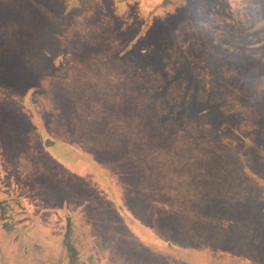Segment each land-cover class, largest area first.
Segmentation results:
<instances>
[{"label": "rangeland", "instance_id": "rangeland-1", "mask_svg": "<svg viewBox=\"0 0 264 264\" xmlns=\"http://www.w3.org/2000/svg\"><path fill=\"white\" fill-rule=\"evenodd\" d=\"M110 1L79 0L44 48L20 24L62 0H0V264H264L248 232L263 188L256 206L228 185L249 205L224 221L213 183L264 180V0ZM140 30L146 44L112 57ZM65 37L78 58L55 54Z\"/></svg>", "mask_w": 264, "mask_h": 264}, {"label": "trees", "instance_id": "trees-1", "mask_svg": "<svg viewBox=\"0 0 264 264\" xmlns=\"http://www.w3.org/2000/svg\"><path fill=\"white\" fill-rule=\"evenodd\" d=\"M29 1V0H28ZM32 2V1H31ZM110 0H108V3L110 4ZM124 2V0H120L119 1V3H123ZM57 3H58V1H57ZM166 1H164L163 0V6H164V8L168 5H166ZM60 6H61V8L59 7L58 9H59V15H58V17H55L56 15H50V16H48L47 17V19L46 20H42L41 18H42V16H40L41 14H39V16H36V12H37V10L38 9H35L36 8V5H34V6H28V8H27V14L26 15H29L27 18L25 17L24 18V20L22 21V24H20V28H22L26 33H27V36H28V42H30V40H32L33 38L34 39H36L35 40V42L36 43H38L39 45H41L42 47H46L47 45V43H53V42H56V39H57V37L55 36V35H53L52 34V36L51 37H49V36H47V33L49 32V31H51V29L52 28H54L55 27V23L56 22H60L62 25H60V27H58V28H56V29H54L53 31H60L61 29H66V28H64V24L66 23V21H65V18H69V15L71 14V13H73L75 10H77V9H79L80 10V8H81V6H80V4H79V0H62V2L60 3ZM54 9V8H53ZM61 9V10H60ZM108 10H110V14H112V7L111 6H108ZM116 11H117V8H116ZM61 15H65V18H60V17H62ZM36 16V17H35ZM54 17V18H53ZM57 19V20H56ZM70 19V18H69ZM48 20V21H47ZM148 20V22H149V26H150V24H151V22H150V20L149 19H146V21ZM63 21H65V22H63ZM63 22V23H62ZM53 24V25H52ZM141 27V26H140ZM19 29V28H18ZM140 29V28H139ZM141 31V33L140 32H134L133 33V35L131 36V38L130 39H127V40H123V42H121L122 43V45L120 46V48L118 49V51L117 52H115L114 54H113V56L112 57H114V58H116V59H118V61L119 60H125V57L126 58H129L130 56H131V52H132V50H134V48H137V44H139V43H141V44H146L147 42H146V38L143 40V37H144V34L142 33V32H144V31H142V30H140ZM65 32V31H64ZM165 35H166V33H165ZM66 36V35H65ZM67 37H65V38H59V40L60 41H63V46H62V48H63V50L61 51V50H58V54H57V52H55V54L56 55H63L62 53H67L68 52V50L70 51V52H68L69 54H71V55H73V59L74 58H78V56L80 55L79 53H78V51H76V50H71V47L69 48L67 45L69 44V43H71V41L69 40V39H67V40H65ZM41 41H42V44H40L41 43ZM120 43V44H121ZM96 44V43H95ZM70 46H72V43H71V45ZM136 46V47H135ZM150 47H153V46H151V44L147 47L148 49H150ZM141 48V47H140ZM147 48H145V49H147ZM52 49H55V48H52ZM100 50V49H99ZM142 51H143V48H142ZM61 52V53H60ZM83 53H84V51H83ZM87 53H90V54H93V48L91 47V49H90V51H88ZM147 54H145V53H142L141 52V54H140V61H139V63L141 62L142 63V61L144 60V59H146L147 58ZM64 59V58H63ZM126 61V60H125ZM120 62V61H119ZM98 68H100L99 66H97ZM137 67L138 66H130V68L132 69V70H135L136 72H137V74L139 75V77H141L142 79L141 80H146L143 76H144V73L141 71V70H138L137 69ZM139 68V67H138ZM177 68V66H175L174 67V69H176ZM146 68L144 67V70H145ZM101 70V72H99V73H97V74H95V76H97V77H100V76H105V75H109V71L110 72H114L113 71V69H111L110 67H105V69L104 70H102V69H100ZM106 70V73H103L102 71H105ZM98 70H96V72H97ZM95 72V73H96ZM146 73H149V72H147V71H145ZM163 72V71H162ZM162 72H158L157 74L159 75V76H162V75H164V73H162ZM112 74H110V76H111ZM158 81L157 82H155V83H157V84H155L154 85V87L151 89V90H153L152 91V93L153 94H155L156 96H158V95H161L162 93H161V88L162 87H164V83H163V79L161 80V79H157ZM183 83H181V82H179V86H178V91L180 92V94H181V90H180V86L182 85ZM113 85V84H112ZM113 86H115V85H113ZM139 91H141V92H143V93H146L147 94V91H148V89L146 88V85L144 86V85H139ZM222 95V93H220V94H216V95H214V97H220ZM174 100H171V101H176V98H173ZM169 102V101H168ZM170 103V102H169ZM171 104H173V105H175L176 104V102H173V103H171ZM206 104V103H205ZM195 108V107H194ZM188 109V108H187ZM201 109H203V108H200L199 110H201ZM223 120V119H222ZM220 121V124H222L223 123V121ZM223 125V124H222ZM243 146V145H242ZM56 151V150H55ZM53 152V151H52ZM55 153H57V152H55ZM250 171V170H249ZM249 171H247L248 173H246V174H249L250 173V175L248 176V175H240L238 178H237V176L235 177V176H233L231 173L229 174V173H226L225 175H222V176H215L214 178V184H220V186H223V185H226V189H223L222 190V188L221 187H219V191H218V194H217V198H218V200L220 201V203H221V206H222V208H223V210L226 212L227 211V213H226V215H225V217H221V220H224L225 221V219H232V217L233 216H230L231 214H232V210H236V211H242L243 213L241 214V216L239 217V215L236 213V214H234L236 217L235 218H233V220L235 219V220H238V221H240V219L239 218H242V219H244L243 218V214L244 213H246V211H247V209H245V208H243V207H241V206H245V205H249L248 203L246 204V203H242V202H240L238 199H239V197H234L233 195H232V192H231V186H228V185H232V182L233 181H239V183L241 182V184H243V185H245L244 186V189H246V190H248L247 189V185H249L251 188L249 189V192H248V194H246V193H241V195H243V196H245L246 198H247V200H249V199H251V201H252V203L250 202V204H252V205H256V206H258V204H257V202H256V197H255V195H257V193L258 192H260V190L263 188V193H264V180H262L260 177L257 179L256 178V176H254V175H251V173L252 172H249ZM258 176V175H257ZM254 178H256L258 181H261L260 182V186H255L254 185V181H253V179ZM244 189H242V191L244 190ZM255 190L254 191V193H253V195L252 196H250L249 195V193L252 191V190ZM216 192H217V190H216ZM253 198V199H252ZM235 201V202H234ZM1 203H2V201L0 200V206H1ZM5 203V202H4ZM12 203H14V206L15 205H17L18 204V201H16V198H14L13 197V199H12V202L11 203H9V205H12ZM6 206V205H5ZM20 205L18 204V207H19ZM18 207H17V209H18ZM17 211V210H16ZM248 211H249V218L251 217V215H252V218H253V222L251 223V226L253 227V232H252V230L251 231H248L249 232V234H253V235H258V236H262V237H264V222H261L262 221V217H263V215L260 213V211L259 210H257V211H255V210H253L252 209V207L249 205V207H248ZM7 212L8 213H13V211H11V209H7L6 207L5 208H2V212H1V210H0V222H2V223H8V218L6 217V214H7ZM21 213V211H18V212H14V217L15 218H17V217H19L20 214ZM260 213V214H259ZM262 213L264 214V209H263V211H262ZM248 214V213H247ZM259 214V215H258ZM11 218H12V216H11ZM261 219V221H259ZM212 225L214 224V223H211ZM228 225H231V224H228ZM227 225V223L225 224V226L227 227L228 226ZM216 226V225H215ZM250 226V225H249ZM212 227V226H211ZM1 229V228H0ZM252 232V233H251ZM225 233H227V231L225 232ZM240 233H242V232H240ZM63 235H64V233H63ZM67 235H68V233H67ZM224 234H218V238L220 237V238H224V239H226V236L224 235ZM63 237H65V236H63ZM255 239V238H254ZM264 239V238H263ZM62 242H60V244H61V248H62V246H63V248H65V250H66V252L68 253V254H70V253H72L71 251H72V247H66V246H64L65 244H64V240H61ZM256 241V240H255ZM258 242H259V244L263 247V250H264V240H262L261 238H259V240H258ZM226 244V243H225ZM226 245H228V244H226ZM226 245H225V247H226ZM209 247H211V245L209 246ZM232 249V248H231ZM230 250V249H229ZM232 252V251H231ZM244 258H245V256H244ZM244 258H243V260H244ZM264 263V262H263ZM1 264H3V263H1Z\"/></svg>", "mask_w": 264, "mask_h": 264}]
</instances>
